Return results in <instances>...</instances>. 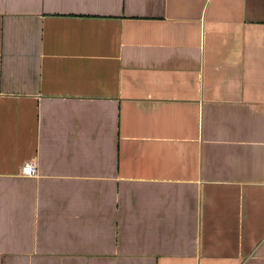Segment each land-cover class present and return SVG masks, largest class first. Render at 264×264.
<instances>
[{
    "label": "crops",
    "instance_id": "0c3cea01",
    "mask_svg": "<svg viewBox=\"0 0 264 264\" xmlns=\"http://www.w3.org/2000/svg\"><path fill=\"white\" fill-rule=\"evenodd\" d=\"M0 264H264V0H0Z\"/></svg>",
    "mask_w": 264,
    "mask_h": 264
},
{
    "label": "built area",
    "instance_id": "2783aa9c",
    "mask_svg": "<svg viewBox=\"0 0 264 264\" xmlns=\"http://www.w3.org/2000/svg\"><path fill=\"white\" fill-rule=\"evenodd\" d=\"M37 173L38 168L35 159L29 160L21 166V174L24 176H36Z\"/></svg>",
    "mask_w": 264,
    "mask_h": 264
}]
</instances>
